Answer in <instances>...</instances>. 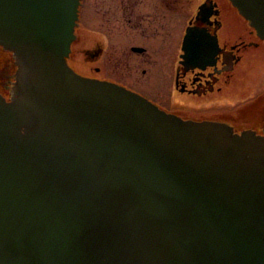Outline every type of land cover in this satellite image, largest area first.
Here are the masks:
<instances>
[{
  "label": "water",
  "instance_id": "95a60500",
  "mask_svg": "<svg viewBox=\"0 0 264 264\" xmlns=\"http://www.w3.org/2000/svg\"><path fill=\"white\" fill-rule=\"evenodd\" d=\"M264 40V0H232ZM79 0H0V264H264V137L66 63Z\"/></svg>",
  "mask_w": 264,
  "mask_h": 264
},
{
  "label": "flooded vegetation",
  "instance_id": "af4514ba",
  "mask_svg": "<svg viewBox=\"0 0 264 264\" xmlns=\"http://www.w3.org/2000/svg\"><path fill=\"white\" fill-rule=\"evenodd\" d=\"M88 2L84 58L102 64L85 75L70 54L76 73L116 84L183 121L264 137V40L232 0ZM16 73L0 46V95L8 101Z\"/></svg>",
  "mask_w": 264,
  "mask_h": 264
},
{
  "label": "rangeland",
  "instance_id": "374dc122",
  "mask_svg": "<svg viewBox=\"0 0 264 264\" xmlns=\"http://www.w3.org/2000/svg\"><path fill=\"white\" fill-rule=\"evenodd\" d=\"M81 2L83 3V5L81 6V10H80L81 17H80V20L78 21V25L76 26L77 27L76 28V34L78 35L77 37H79V38L74 41L70 63L75 67V69L78 72L86 75V74H89L90 68L92 66L101 65L102 61L100 60V62L98 64L97 63L96 64H88V63H86V60L84 58L85 57L84 51L89 47L88 45L90 44V41L88 40V38L86 36V31L88 28V26H86L87 25V16L86 15H87V8H88L87 4H89V2H88V0H81ZM93 2L95 3V0H93ZM96 23L97 22H95V24ZM94 28L96 31H98L99 25L94 26ZM111 53L112 52H110V54ZM115 54L111 55L112 58L115 57Z\"/></svg>",
  "mask_w": 264,
  "mask_h": 264
}]
</instances>
